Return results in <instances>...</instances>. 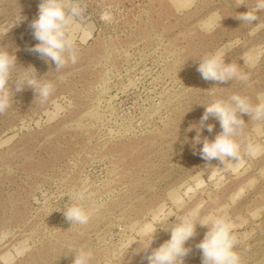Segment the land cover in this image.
<instances>
[{"label":"rangeland","instance_id":"rangeland-1","mask_svg":"<svg viewBox=\"0 0 264 264\" xmlns=\"http://www.w3.org/2000/svg\"><path fill=\"white\" fill-rule=\"evenodd\" d=\"M78 2L77 59L56 70L28 51L38 43L28 25L40 0H0V47L18 49V65L53 84L46 100L26 87L0 113V264H71L81 247L93 251L90 264H148L170 239L175 215L197 207L201 217L233 221L241 264H264V152L244 151L250 142L264 146V121L243 115L241 160L224 168L202 159V143L194 149L196 131H188L214 99L239 93L256 103L264 30L250 34L253 26L236 19L248 11L240 0ZM244 2L251 8L254 0ZM19 14L27 19L5 35ZM228 44L235 46L225 62L249 79L205 81L199 59ZM249 51L260 57L251 67L240 59ZM207 123L214 130L201 135L214 139L220 124ZM80 190L91 216L72 225L63 209ZM161 213L175 215L145 249L149 238L139 233ZM206 231L197 224L184 264H202L196 245Z\"/></svg>","mask_w":264,"mask_h":264},{"label":"clouds","instance_id":"clouds-1","mask_svg":"<svg viewBox=\"0 0 264 264\" xmlns=\"http://www.w3.org/2000/svg\"><path fill=\"white\" fill-rule=\"evenodd\" d=\"M240 6H246L248 11L237 13L235 17L243 24L253 26L250 34L264 30V23H261L258 15L264 12V0H254L251 8L244 0H240L237 7ZM83 14L84 8L78 0H40L37 16L28 25L33 38L38 43L29 47L28 51L38 54L45 62L54 63L56 70L63 68L69 62L75 63L77 59L76 32L80 30L79 22ZM26 19L19 14L4 34L6 35L11 28ZM255 21L259 22L254 23ZM234 46V44L222 46L199 59L197 71L205 81L225 83L229 80L247 81L249 79V75L241 70L237 62H225L226 55ZM9 47L11 46L0 47V113L10 108L15 94L26 87L32 88L37 94L36 97L42 100H46L53 91L51 82H40V77L33 66L18 65L16 55L18 49L12 47L9 50ZM259 58L251 51L242 53L240 57L244 64L250 67L254 66ZM18 66L23 71L17 72ZM10 81L14 84V90ZM243 115H248L250 120L264 121V92L257 94L256 103H253L246 95L233 93L227 99H214L205 105V111L199 123L190 125L188 129V131H196L192 141L194 149L196 145L202 143L199 149L202 159L208 162L213 159L218 160L223 165L222 168L233 161L236 163L241 160V144L237 137L246 124ZM210 118L217 120L221 127V131L215 135L214 139L201 135L205 129L209 133L214 130V125L207 123ZM244 151L249 157L255 158L264 152V146L250 142ZM68 196L70 203L63 209L65 219L72 225L87 224L91 213L84 204L86 192L80 190ZM173 215L175 214L161 213L142 228L139 235L149 238L145 249L153 243L158 226L168 230L166 222ZM175 216L178 222L170 228V239L147 255L148 264H184V257L191 251V248L185 245L195 236L197 224L207 228L203 239L196 245L202 253V264H241V257L236 251L238 237L235 234V224L229 217L215 214L201 217L199 207L183 215ZM73 254L71 264H90L93 258V251L83 247Z\"/></svg>","mask_w":264,"mask_h":264}]
</instances>
